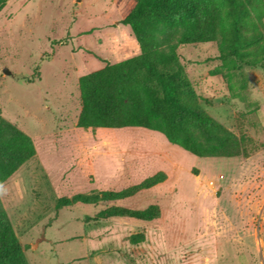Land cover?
Instances as JSON below:
<instances>
[{
    "label": "rangeland",
    "instance_id": "rangeland-1",
    "mask_svg": "<svg viewBox=\"0 0 264 264\" xmlns=\"http://www.w3.org/2000/svg\"><path fill=\"white\" fill-rule=\"evenodd\" d=\"M133 5L8 0L0 11V113L36 148L0 185L15 236L27 245L26 264H264V66L231 71L230 90L211 74L221 65L218 41L177 49L202 106L245 136L248 157L196 156L141 127H77L78 78L140 52L120 22ZM247 5L257 22L264 0ZM261 28L264 34V16ZM242 78L246 101L234 96ZM158 171L164 182L128 199L57 207L60 197L120 190ZM111 204H157L161 215L95 218ZM139 232L144 241L130 242Z\"/></svg>",
    "mask_w": 264,
    "mask_h": 264
},
{
    "label": "trees",
    "instance_id": "trees-1",
    "mask_svg": "<svg viewBox=\"0 0 264 264\" xmlns=\"http://www.w3.org/2000/svg\"><path fill=\"white\" fill-rule=\"evenodd\" d=\"M7 1L0 0V11ZM248 1L134 0L120 22L131 28L140 52L78 78L81 108L77 127H141L163 134L170 143L196 156L248 157L251 152L245 136L237 135L202 106V96L177 53L180 45L218 41L221 65L211 74L222 75L232 90L231 71L241 70L243 65L264 66V8L253 22ZM246 84V79H240L234 92L242 101L247 100L241 92ZM35 154L31 137L0 113V185ZM166 179V172L158 171L120 190L93 189L60 197L57 207L128 199ZM160 215L157 204L143 209L111 204L95 218L152 221ZM144 238L139 232L129 240L139 243ZM26 248L16 238L0 197V264H26Z\"/></svg>",
    "mask_w": 264,
    "mask_h": 264
},
{
    "label": "crops",
    "instance_id": "crops-1",
    "mask_svg": "<svg viewBox=\"0 0 264 264\" xmlns=\"http://www.w3.org/2000/svg\"><path fill=\"white\" fill-rule=\"evenodd\" d=\"M135 39V38H134ZM136 40V39H135ZM130 44H131V50L136 51L139 48V45L137 43H135V41H133L132 39L130 40ZM125 50L128 48L123 47ZM129 48V49H130ZM140 50V49H139Z\"/></svg>",
    "mask_w": 264,
    "mask_h": 264
},
{
    "label": "water",
    "instance_id": "water-1",
    "mask_svg": "<svg viewBox=\"0 0 264 264\" xmlns=\"http://www.w3.org/2000/svg\"><path fill=\"white\" fill-rule=\"evenodd\" d=\"M4 72L5 73H9L10 71L8 69H4Z\"/></svg>",
    "mask_w": 264,
    "mask_h": 264
}]
</instances>
